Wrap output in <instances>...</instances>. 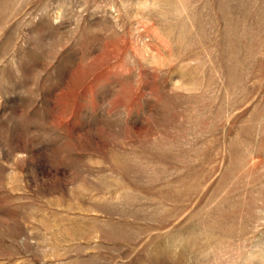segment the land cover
Returning a JSON list of instances; mask_svg holds the SVG:
<instances>
[{"label":"rangeland","instance_id":"374dc122","mask_svg":"<svg viewBox=\"0 0 264 264\" xmlns=\"http://www.w3.org/2000/svg\"><path fill=\"white\" fill-rule=\"evenodd\" d=\"M0 264H264V0H0Z\"/></svg>","mask_w":264,"mask_h":264}]
</instances>
